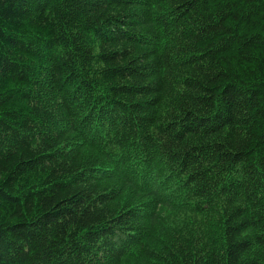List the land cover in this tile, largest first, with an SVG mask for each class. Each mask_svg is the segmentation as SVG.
Segmentation results:
<instances>
[{"label":"trees","instance_id":"16d2710c","mask_svg":"<svg viewBox=\"0 0 264 264\" xmlns=\"http://www.w3.org/2000/svg\"><path fill=\"white\" fill-rule=\"evenodd\" d=\"M0 264H264V0H0Z\"/></svg>","mask_w":264,"mask_h":264},{"label":"rangeland","instance_id":"374dc122","mask_svg":"<svg viewBox=\"0 0 264 264\" xmlns=\"http://www.w3.org/2000/svg\"><path fill=\"white\" fill-rule=\"evenodd\" d=\"M171 195V193H170V191L167 189V190H165V196L166 197H169Z\"/></svg>","mask_w":264,"mask_h":264}]
</instances>
